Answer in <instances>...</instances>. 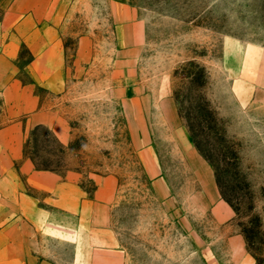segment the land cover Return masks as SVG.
I'll return each instance as SVG.
<instances>
[{
  "label": "rangeland",
  "instance_id": "obj_1",
  "mask_svg": "<svg viewBox=\"0 0 264 264\" xmlns=\"http://www.w3.org/2000/svg\"><path fill=\"white\" fill-rule=\"evenodd\" d=\"M42 13V0H0V33L21 44L15 77L39 99L27 112L23 98L8 104L0 96L1 127H23V158L14 167L35 203L34 261L264 264V0H51ZM36 15L40 29L45 19L57 26L65 45L63 85L31 75L33 56L17 34ZM200 96L218 119L219 139L194 118ZM181 110L216 164L208 162L221 182L218 198L228 203L223 193L234 206L228 203L235 215L226 223L215 220L213 196L207 201L191 167L187 142L204 158ZM38 115L45 124H35ZM39 125L52 134L32 136ZM32 157L58 170H40ZM25 160L72 179L87 200H97L103 185L105 209L87 223L74 220L29 184L20 171ZM2 216L5 228L15 213L5 208ZM64 222L77 243L56 237ZM10 261L0 256V264Z\"/></svg>",
  "mask_w": 264,
  "mask_h": 264
},
{
  "label": "crops",
  "instance_id": "obj_2",
  "mask_svg": "<svg viewBox=\"0 0 264 264\" xmlns=\"http://www.w3.org/2000/svg\"><path fill=\"white\" fill-rule=\"evenodd\" d=\"M50 4L51 0H46L45 2L42 0L43 18L44 11L49 10ZM59 4L60 2L57 3L56 8L64 11L65 5L62 4L60 6ZM34 7V3H32V9H35ZM37 18V15L36 18L34 16L28 17L27 20L31 24V29L29 31L21 30L17 34V37L27 44L33 56L29 65L31 75H34L38 80L45 79L44 83L47 82L49 86H51V80L55 78L57 80L62 79L63 85L65 45L59 39H56V33L58 32H56L57 26L55 24L51 25L45 19L44 24L43 20L40 22V29L37 24ZM4 27L6 26L4 25ZM43 29L44 31L42 32ZM20 45L16 40H11L9 35L0 33V96L8 104L12 103L18 96L23 98L24 101L21 103L22 110L31 112L39 106V99L34 96L29 86H23L21 80L15 77L17 75L15 63L19 56ZM8 110L11 111V108H8ZM42 117L43 115L36 117L37 120L39 119L35 123L36 125L45 124L44 120L40 119ZM34 119L30 118L29 122H34ZM20 132H23V127L20 128L18 123L11 122L1 127L0 121V256L11 257L10 264H53L46 259L40 260L39 257H37V261H34V256L38 254H35L34 232L29 229H33L35 203L27 190H24L19 185V172L14 167L15 161L23 158L17 147ZM186 148H188L191 167L198 182L201 184L202 192L206 195L207 201L210 195L213 196L210 208L215 220L219 223L230 221L234 217L235 212L228 203L218 198L216 192L217 183L210 164L205 159L204 162L198 159L192 150L190 141L189 144L187 142ZM20 171L27 176V181L32 187L50 193L53 205L57 209L64 210L67 214L72 215L74 220L75 218L85 220V223H87L86 220L91 221L93 218L96 219L98 217L96 213L98 208L105 209L106 207L104 205L106 202L98 200V196L102 193L108 196V189L102 188L103 185L97 190V200H87L84 198L82 189L73 183L72 179H70V182H65L52 172L37 171L33 169V164L29 163L28 160L23 162ZM19 207L25 209V213L20 214V216L18 214ZM5 208L11 209L15 213V217L9 220V223L6 224L7 227L2 228V211ZM66 225V223L63 226L58 223L56 237L77 243L78 240L74 235L71 233L67 234ZM69 225L71 226V224ZM73 227L71 226V229ZM94 229L97 231V228ZM79 230L81 231V229ZM77 249H79V255L81 248Z\"/></svg>",
  "mask_w": 264,
  "mask_h": 264
},
{
  "label": "trees",
  "instance_id": "obj_3",
  "mask_svg": "<svg viewBox=\"0 0 264 264\" xmlns=\"http://www.w3.org/2000/svg\"><path fill=\"white\" fill-rule=\"evenodd\" d=\"M185 78H189L190 83H194L196 80L194 77H191L189 75H185ZM176 99L180 103V98L178 96L176 97ZM195 108L197 109V111H196V115L194 118L198 119V121H199V118L201 119V122L199 121L201 123V125H199V126L202 127L201 131L205 130V133L210 132V134H213L214 139H219V136H221V133L219 131L218 119L215 116L214 112L210 109V106H209V103L207 102V100L204 97L200 96L199 102ZM180 115H181V118L186 121L189 132L191 134V137L193 138L195 146H196L197 150L199 151V153L201 154V156L207 162L211 163L214 167H216V164L214 163L213 159L210 156H208L205 153V151L202 149L201 143L199 142V133L197 132L198 126L195 125L194 120H191V117L185 115L182 110L180 111ZM40 131H46L48 134H50V133L52 134V131L49 128H47L46 126L39 125L32 131L31 135L36 136L38 134V132H40ZM29 143H30V141H29ZM27 147H28V143H27L26 148H25L26 154H28ZM60 148L62 150V153H65L66 148L61 143H60ZM68 148L71 150H75V147L73 144H71ZM32 159L35 162L36 167L40 170H58V169L50 166L47 162H43V163L39 164L36 162V159H34L33 157H32ZM216 178H217V183L221 189L222 187H221V182H220L218 173L216 174ZM221 193H222V190H221ZM222 195H223L224 199L234 208L231 201L229 199H227V197L223 193H222Z\"/></svg>",
  "mask_w": 264,
  "mask_h": 264
}]
</instances>
